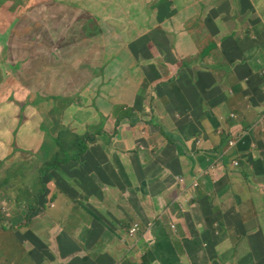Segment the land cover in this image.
Listing matches in <instances>:
<instances>
[{"label":"crops","instance_id":"0c3cea01","mask_svg":"<svg viewBox=\"0 0 264 264\" xmlns=\"http://www.w3.org/2000/svg\"><path fill=\"white\" fill-rule=\"evenodd\" d=\"M101 1L124 4L127 17L139 19L137 37L128 39L124 26L119 24L110 30L118 41L104 44L107 52L68 58L63 68L44 69L39 75L42 96H61L69 103L66 118L74 129L84 132L95 125L96 130H103L90 144L102 152L86 159L96 162L98 169L91 164L79 175L70 166L64 167L63 174L52 171L48 176L52 181L47 185L51 205L48 209L56 212L55 219L49 216L48 209L40 212L46 217L28 215V205L24 204L22 218L12 217L18 230H13L12 242L4 245L0 233V258L7 264H16L11 262L10 246L13 251L24 250L34 264H118L123 257L126 264L140 263L143 258L137 259L141 254L134 251H126L117 260L116 257L122 253V239L132 221L142 216L143 208L151 203L148 191L156 187L159 176V167L154 166L162 164L171 175L184 169L188 184L200 178L201 186L180 200L185 213L175 203L179 185L167 199L169 208L163 216L169 218L172 210L179 212L171 227L173 233L178 227L177 238L166 228L165 221L161 230L154 225L144 242L155 243L164 229L162 236L168 237L165 247L174 261L195 264L204 261L212 249L222 257H233L238 252L237 256L253 258L244 264H264V0L257 5L247 0L244 8L238 0ZM164 3L170 5L168 16L173 20L172 26L171 22L163 24L167 26V37L178 32L183 47L172 48L166 43L158 53V37L151 44L148 36L160 24ZM255 10L263 18L261 32L251 21ZM118 49L123 54L112 55ZM178 50L185 62L190 60L189 69L179 70L181 63L175 57ZM165 66L170 72L167 76L162 72ZM214 67L223 78L221 84L213 79ZM225 69L226 73H220ZM173 74L178 77L170 84ZM63 80H67L72 94L55 93ZM160 80H166L162 82L166 84L156 86ZM83 91L81 97H75ZM11 96L14 100H10ZM83 98L87 102L73 103ZM24 101H32L30 91L7 93L0 87V105ZM27 106L35 107L31 103ZM38 114L42 120V114ZM175 134L182 139L179 146L167 143L159 155L155 141L171 140ZM0 143L11 146V140L9 143L0 139ZM184 143L186 148H193L195 157L183 154ZM51 145L50 141L33 152L25 145L12 148L9 154L13 156L12 163L28 161L26 172L34 171L28 175L33 180L24 190L30 196L42 190L43 164L52 152ZM210 154L224 155L226 167L218 170L222 176L218 182L203 177L210 161L216 158ZM234 162L238 166L234 167ZM214 197L231 199L216 201ZM20 203L11 200L6 206L20 211ZM158 205L162 211L164 206ZM157 216L154 209L150 217L155 220ZM226 217L231 219V234L219 237L213 227ZM204 220L208 223L205 231L201 229ZM194 238L200 242L199 253L192 247ZM142 254L144 264L152 263L148 252ZM222 257L219 263L227 264ZM153 261L160 264L155 257Z\"/></svg>","mask_w":264,"mask_h":264},{"label":"rangeland","instance_id":"374dc122","mask_svg":"<svg viewBox=\"0 0 264 264\" xmlns=\"http://www.w3.org/2000/svg\"><path fill=\"white\" fill-rule=\"evenodd\" d=\"M238 2L241 8H244L247 0H238ZM260 2L261 0H252L253 5H257ZM169 8L170 5L164 3L162 9L163 16L160 20V24H158L156 32L148 36L151 44H154L155 42L153 39L158 37L161 43L160 46L156 47L158 53H160L161 47L166 45V43L172 48L178 46L183 47L178 32L175 36L172 35L171 38L167 37V26L163 24L171 22L172 26L173 23V20L168 16ZM127 16L128 14L124 9V4L119 2H113L108 5L105 1L101 0H0V85L6 82V90L14 89L19 93L29 90L32 101H36L43 89L39 87L38 80L40 71H44V69H61L68 58H81L91 53L93 55L96 51L107 52L108 48L104 44H114L118 41V36L110 30L113 27H119V24L124 26V34L128 39H135L137 37L135 28L139 19L129 18ZM254 16V19L251 20L254 24V28H259L258 32H261L260 30L263 27L261 12L255 10ZM171 26L168 28L170 29ZM125 44L130 47H141V45L131 46L130 44ZM122 54V49H118L112 53L114 56ZM175 57L181 63L179 70H187L190 68V60L185 62L181 51L178 50ZM203 70H205V68H203ZM162 72L164 76L170 74L166 66L163 67ZM211 72L213 73V79L217 83H223V78L217 73L216 69L211 70ZM226 72L227 70L225 69L220 73ZM177 77L178 74H173L172 79L168 80L169 83H174ZM163 81L166 80H160L156 86L166 84H162ZM83 85V83H80V86ZM86 89L87 86L84 87V91ZM84 91L81 94H76L75 97H81ZM73 92V90L67 89V80H63L58 89L55 90V93H61L62 95H66V93L70 95ZM54 104L61 106L64 103L61 102V100L53 99L49 100L48 104H44V102L43 104H35L38 107L32 109L27 106L26 112L32 117L40 112L45 119L48 116H52L53 113H50V110ZM43 106L47 107L44 108ZM22 111L24 112L23 116H25L24 107L14 104L8 106L0 105V139L9 143L11 140V146L0 143V222L3 223L0 226V233H2L4 245H6V243L10 244L15 238L13 230L17 224L15 218H10L16 215L14 212H17V209H10L9 216L7 215L9 210V207L5 204L7 198L9 200H19L17 194L11 197L9 187H14L15 190L22 192L33 180L27 175L34 172H25L23 161L11 163V161H13L11 160L13 156L9 157V154L12 148H24L25 145L32 146L33 148L31 149L33 150L39 149L38 145L35 144V136L31 139V143L25 140L26 136H28L27 133L29 128L32 127L30 124L24 125V121H21L20 126L16 128V123L21 117ZM155 119L158 120L156 114ZM38 120L39 118L37 117L33 122ZM54 120H56L55 117ZM62 121L64 122V116H62ZM189 122L190 120H188V123ZM13 128H16V133ZM180 140L182 139L175 134L171 140L165 138V140L155 141L157 152L160 155L163 147L167 143H172L175 147L179 146ZM185 146L186 144L184 143L182 145L183 154L188 157H195L193 148L191 146L190 148H186ZM23 152V150L20 151L21 154H23ZM200 153L201 151H199L197 155ZM210 156L216 155L210 154ZM84 157H86V155ZM219 163L220 156H216V158L212 159L203 177L207 176L211 181L218 182L220 177L216 172V168ZM154 167H159V171L157 172L159 176L156 178V187L148 191L151 203L143 208L142 216H138L134 222L132 221V226L137 225V232L133 237L124 236L122 242H125V244L122 247V253L116 257V260L126 251L127 254L134 251L136 255L141 254L137 259H141L144 255L142 253L148 252L150 261L152 262L150 264H157L153 261L154 257L160 264H183L181 259L180 262L171 259L166 251L165 242L168 241V237L162 236L164 229L157 237L155 243L144 242V237L148 233H151L154 225L159 226L161 230L163 228L162 222L167 221L168 225L166 228L169 229L174 238H177L179 235L178 227L175 233L171 231V227L174 225V218L178 217L179 212L176 209L174 211L172 210L169 218L163 216V213L169 208L167 199L175 192L176 186L179 185L180 191L175 203L181 208L180 212L185 213L182 209L183 203L180 202V200L185 194L195 191V187L200 178H195L188 184L189 176L186 175L184 169H180L176 174L171 175L162 164H156ZM52 171L59 172L58 169H52L50 172ZM205 195H209V193ZM35 197L36 195H32L33 201ZM230 199L231 197L213 198V200L216 201ZM234 199L237 200L238 197ZM158 203L164 206L162 211H160ZM21 207L23 208L24 204ZM154 209H157L158 213L155 220L150 217ZM48 212H50L49 216L55 219L56 212L50 209H48ZM18 214H20V212ZM37 214L39 217L47 216L45 213H38L36 210L35 215ZM208 218L209 217H206V220ZM206 220L201 223V229L204 231L208 227ZM222 220L221 223L219 222L217 226L214 225L213 227L216 235L219 237L231 234L230 217L223 218ZM8 221L9 224H11L10 226L5 225L8 224ZM145 223L146 225H144ZM227 244H229V241ZM140 248L142 249L141 251ZM8 250L13 254L11 257L12 263L34 264L30 256L24 255V250L21 252L13 251L10 246ZM196 252L199 253L200 250L197 249ZM211 253L214 254V256H210ZM237 254L238 252H236L233 257H222L220 253L216 254V252L211 249L210 251L208 250V255L204 258V261L196 262L195 264H220L219 259L221 257L222 261H225L227 264H244L245 260L253 259L241 255L237 256ZM184 263L189 264L188 262ZM0 264H7V262L5 259L0 258ZM119 264H126V257L121 258ZM130 264L140 263L131 262Z\"/></svg>","mask_w":264,"mask_h":264},{"label":"trees","instance_id":"16d2710c","mask_svg":"<svg viewBox=\"0 0 264 264\" xmlns=\"http://www.w3.org/2000/svg\"><path fill=\"white\" fill-rule=\"evenodd\" d=\"M50 97L55 100H61V102H63L64 104H62L61 106H59L58 104H54L50 110V113H53L52 116H48L45 120H43V122H41L40 119L36 122H33L34 119L37 117L39 118V116L28 119L27 125L30 124L32 127H34V130L28 131V136H26L25 140L31 143L30 141L34 137V131L37 132V130H44L46 131L48 136H51L53 138V145H51L52 153L43 164L44 175H49L52 169H58L59 172L63 174L65 173L64 167L66 166L72 167L74 169V173L79 175L81 171H83L87 167H90L91 165V163L86 159L99 155L100 148L98 147L90 149L87 141L88 135L77 134L62 121L63 111L70 106L67 101L65 99H62L61 96ZM50 97L39 96L34 102V104H39L48 101ZM66 99L69 100V98ZM74 102L82 104L83 102H87V98H83L80 101L74 100L73 103ZM14 104L24 107L25 104H28V101H24L21 103L16 102ZM23 113L24 112L22 111L21 117L18 121V125L21 123V121L27 119L28 117L26 114L25 116H23ZM130 116L134 117V115ZM54 117L56 120H54ZM98 134H102V132H99ZM92 136L95 137L96 133H92ZM54 147L56 148L54 149ZM85 155L86 157H84ZM49 179V177L44 178L43 182L45 183ZM45 192L46 191L41 194H38L35 197V209L41 206L39 205V202L41 204H44L45 199L40 198V196ZM190 244L191 243H186V246H190ZM192 245L193 248L197 249V247L200 246L199 240L197 238H194L192 241ZM166 251L168 252L167 248ZM188 254L189 256L192 255L191 253ZM169 256L171 257L170 254ZM171 259L173 258L171 257Z\"/></svg>","mask_w":264,"mask_h":264},{"label":"clouds","instance_id":"9594fccd","mask_svg":"<svg viewBox=\"0 0 264 264\" xmlns=\"http://www.w3.org/2000/svg\"><path fill=\"white\" fill-rule=\"evenodd\" d=\"M230 38V37H229ZM224 53V55H226L228 52H223ZM215 68V67H214ZM216 69V68H215ZM262 76L264 77V72L262 73ZM39 81V80H38ZM6 83V82H5ZM5 83H3V84H1L0 85V87H3V90L5 91V92H7V93H10V91L11 90H14V89H11V90H6L5 89ZM16 91V90H15ZM27 91H29V90H27ZM17 92V91H16ZM19 93V92H18ZM21 94V93H20ZM39 96H42V93H40L39 95H38V97ZM31 98V97H30ZM62 99H64L63 97H62ZM10 100H14V97L13 96H11L10 97ZM49 100H53V98H49L48 99V101H47V103H49ZM34 102L35 101H31V102H29L28 101V104H32L33 106H35V107H38V106H36L35 104H34ZM43 103V102H42ZM28 104H25V106H24V111H25V113H26V115L27 116H29L28 114H27V112H26V105H28ZM37 116H39V114H36L35 116H33V117H37ZM43 116V115H42ZM63 116H64V123L67 125V126H69L70 127V129L71 130H73L74 132H76L77 134H79V135H88V137H87V141H88V146H89V148L90 149H93V148H98V147H96V146H92V147H90V144L93 142V141H95L96 139H98L102 134H103V130L101 129V130H96V127L97 126H95V125H93V126H91L90 127V129H87L86 131H84V132H82V131H78V130H76V129H74L72 126H71V124L67 121V118H66V110H64L63 111ZM46 119V118H45ZM44 119V117H43V119L42 120H40L41 122H43V120H45ZM100 119H101V117H100ZM18 121H19V119H18ZM18 121H17V123H16V128H17V126H20V124L18 125ZM24 121V123L27 121V119H24L23 120ZM16 128H13L14 129V131H15V133H16ZM32 130H34V127H31L30 128V130L29 131H32ZM99 132H102V134H98ZM92 133H96V136L95 137H93L92 136ZM34 136H35V144H37L38 145V148H39V146H43V145H45L46 143H48V144H50V141H51V144H53V138L51 137V136H48L47 135V133H46V131H44V130H37V132H35L34 131ZM50 140V141H49ZM233 144L234 143H231V146H233ZM31 148H33L32 146H30ZM56 147H54V149H55ZM34 150L33 149H31V151L30 152H33ZM102 152V150L100 149V152H99V154ZM52 153V152H51ZM51 155V154H50ZM220 156V163H219V165L217 166V168H216V172H217V174H218V176L220 177V179H221V175L219 174V169L221 168V167H226V164H225V161H224V155H222V154H220L219 155ZM50 157V156H49ZM48 157V158H49ZM47 158V159H48ZM33 160H36V157H33ZM21 161V160H20ZM17 162V161H16ZM24 162V165H25V168H26V166H27V163L26 162H28V161H23ZM35 162H37V161H34V163ZM11 163H12V161H11ZM33 163V164H34ZM91 163V162H90ZM91 164H93L94 165V169H98L97 168V163L96 162H94V163H91ZM225 164V165H224ZM233 165H234V167H236V166H238V163L237 162H234L233 163ZM86 169V168H85ZM74 170V169H73ZM25 172H26V170H25ZM52 175V172H50V174L49 175H44V178H48V176H51ZM28 176V175H27ZM47 176V177H46ZM28 177H30L31 178V176H28ZM43 178V179H44ZM50 181H52L51 179H49L48 181H46L45 183L43 182V186H42V190L39 192V193H37V194H35L36 196L38 195V194H41V193H43L44 191H46L44 194H42L41 196H40V198H44L45 199V202H44V204H41L40 202H39V205H41V206H39L37 209H35L34 207L36 206V204H35V199H34V201L32 200V196H30L29 195V192H27V193H25L24 192V190H22V192L23 193H25V199L24 200H22V192L21 191H17V190H15L14 189V187H9V192H10V195H11V197H14V196H16L15 194H17V197H18V201H15V200H12V201H14L15 203H18L19 201L21 202L20 203V211L19 210H17V212H14V211H12V212H14V213H16V215L15 216H19L20 217V219L22 218V205L23 204H27L28 205V215L29 214H31V216H33V214L36 212V210H37V212L38 213H40V212H45L48 208H50L51 207V205H50V200H49V198H48V194H49V191H48V187H47V185H48V183L50 182ZM45 186V187H44ZM200 186H201V184H200V179L198 180V182H197V185H196V187H195V191L196 190H198L199 188H200ZM12 191H14L15 192V194H14V196L12 195ZM19 194V195H18ZM11 200H9L8 198H7V201H6V203H8V202H10ZM5 203V204H6ZM9 207V206H8ZM13 207H9L8 209V212L10 211V209H12ZM13 209H16V208H13ZM7 212V215L9 216V213ZM20 212V214H18ZM11 215V214H10ZM10 218H12V217H10ZM1 224H3V223H1ZM6 226H10L11 224H9V221H8V224H5ZM133 227H134V225L133 226H131L128 230H127V232H126V235L125 236H128V237H133V236H135V234H136V232L134 233V234H132L131 233V231L133 230ZM14 230H16V232L18 231L16 228H14ZM53 255H54V252H53ZM54 257H55V255H54ZM143 258V261H140V264H144V262H145V254L141 257V259ZM119 264V263H118Z\"/></svg>","mask_w":264,"mask_h":264},{"label":"built area","instance_id":"2783aa9c","mask_svg":"<svg viewBox=\"0 0 264 264\" xmlns=\"http://www.w3.org/2000/svg\"><path fill=\"white\" fill-rule=\"evenodd\" d=\"M137 231V225L133 227V230L131 231L132 234H134Z\"/></svg>","mask_w":264,"mask_h":264}]
</instances>
